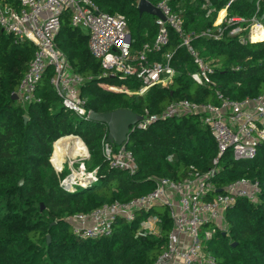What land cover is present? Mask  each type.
I'll return each instance as SVG.
<instances>
[{"label": "trees", "instance_id": "16d2710c", "mask_svg": "<svg viewBox=\"0 0 264 264\" xmlns=\"http://www.w3.org/2000/svg\"><path fill=\"white\" fill-rule=\"evenodd\" d=\"M149 1L157 5L163 0ZM167 1L172 11L181 15L184 32H193V48L215 67L213 84L201 85L192 79L190 73L197 70V64L180 35L169 28L170 40L163 52L172 53L171 64L177 72L170 87L155 85L144 94L103 89L101 84L137 92L142 84L134 78L103 77L100 61L89 52L87 33L72 26L69 12H64L56 43L85 79L80 94L88 110L104 113L125 108L142 116L147 112L157 115L177 100L219 104L220 95L241 101L264 91V40L242 41L246 31L229 34L245 23L230 24L220 38H215L217 31L212 36L203 35L214 23L219 24L218 13L225 7L230 18L249 20L256 14L264 23V0ZM11 2L19 8L16 0ZM95 2L103 13L127 17L132 52L154 43L156 17L140 14L138 0ZM35 52L33 44L0 27V264H155L173 229L167 206L142 210L133 222L117 218L112 234L97 238L76 236L68 217L147 195L159 179L180 182L214 168L217 171L211 181L216 185L215 193L244 177L257 181L261 191L256 203L241 197L228 208L226 228L215 232L208 248L220 264H264V143L252 159L236 160L227 151L215 164L218 147L209 128L200 116L184 114L132 130L126 146L133 152L138 169L134 173L111 169L101 150L107 126L62 109L61 97L50 81L51 67L41 79L36 100L23 104L12 99ZM162 53L153 54L151 59L162 60ZM72 134L79 135L87 146V168H98V181L69 193L60 185L68 172L58 174L51 159L56 162L52 157L55 143ZM151 217L158 219L159 231H140Z\"/></svg>", "mask_w": 264, "mask_h": 264}, {"label": "built area", "instance_id": "2783aa9c", "mask_svg": "<svg viewBox=\"0 0 264 264\" xmlns=\"http://www.w3.org/2000/svg\"><path fill=\"white\" fill-rule=\"evenodd\" d=\"M16 2L19 8H16L11 0H0V27L4 32L13 34L16 39L28 41L36 47L34 58L16 93L23 104L37 99L36 92L41 79L51 67L53 75L50 81L61 97L62 109L73 112L84 120H88L92 112L86 108V99L80 94L84 77L73 69L56 43L64 12H69L72 26L87 33L89 52L100 61L103 77L118 80L134 78L142 84L137 92L115 85H108V89L115 92L144 94L155 85L170 87L177 72L171 64L172 53L163 52L169 44V28L180 35L182 45L187 47L197 64V70L190 73L192 79L201 85L213 84L212 75L215 67L193 48L191 44L193 32H184L181 15L172 11L167 0L155 5L165 19L156 17L158 33L154 43L146 44L138 53L131 50L127 17L123 14L111 15L101 12L95 0H16ZM223 9L224 21L229 25L245 23L232 28L229 31L230 35H240L246 31L241 40L254 42L251 36L260 29L264 30L263 17L259 18L255 14L249 20L228 18L227 7ZM217 26L216 30L212 27L203 35L212 36V33L217 31L215 38H220L228 25L223 27L221 23ZM155 53H162L163 59L152 60L151 56ZM220 98L222 100L219 104L188 99L173 101L161 114L147 112L143 115L142 121L131 129H146L160 119L184 114L198 115L217 143L218 155L215 164L227 151H230L236 160L254 158L259 146L264 143V91L255 98L241 101L230 100L222 95ZM75 135L85 147L81 137ZM85 149L87 153V146ZM101 150L111 169L130 173L138 169L135 156L126 144L119 146L113 144L107 139V134L101 141ZM88 153L84 157L89 158ZM54 164L52 165L56 172L62 174L64 163H61L60 167L57 163ZM216 169L180 182L168 178L159 179L156 181L155 189L147 195L129 202L116 201L104 204L89 213H78L68 217V221L72 225L73 233L79 238H97L111 235L117 218L133 222L138 212L142 210L148 212L153 206L165 205L171 211L173 229L155 264H220L218 258L208 248V241L219 227L225 226L224 218L228 208L241 197L256 203L261 188L257 181L244 177L229 183L221 192L215 193L216 185L211 178L215 175ZM97 181L98 168L87 171L82 164L78 169L69 170L60 180V185L65 191L74 193L78 187H91ZM151 218L142 223L140 231L148 230L147 222ZM154 221L157 222L158 219L154 218ZM158 231L159 229H156L153 232Z\"/></svg>", "mask_w": 264, "mask_h": 264}, {"label": "water", "instance_id": "95a60500", "mask_svg": "<svg viewBox=\"0 0 264 264\" xmlns=\"http://www.w3.org/2000/svg\"><path fill=\"white\" fill-rule=\"evenodd\" d=\"M137 7L140 14L147 13L154 17L165 19L161 10L149 0H140ZM12 99L17 101L19 100V97L17 94H13ZM142 119V115H138L134 111L125 108L104 113L92 111L88 118L89 121L105 124L108 129L107 139L118 146L128 143L132 131L131 128L142 121ZM20 183L22 184V181ZM219 192H221V190H219L218 193ZM41 208H44V206L41 205ZM48 240H50V237H48Z\"/></svg>", "mask_w": 264, "mask_h": 264}, {"label": "bare ground", "instance_id": "6f19581e", "mask_svg": "<svg viewBox=\"0 0 264 264\" xmlns=\"http://www.w3.org/2000/svg\"><path fill=\"white\" fill-rule=\"evenodd\" d=\"M225 15V11H221L218 15V22L222 20L223 16ZM252 41H261L264 40V30L260 29L259 31L255 32L251 36ZM54 152V159L60 167V164L64 162L65 157H70L73 159H80L86 155V149L83 144L79 141L76 135L72 134L71 136H64L59 139L53 148ZM53 154V153H52ZM52 161V159H51Z\"/></svg>", "mask_w": 264, "mask_h": 264}, {"label": "rangeland", "instance_id": "374dc122", "mask_svg": "<svg viewBox=\"0 0 264 264\" xmlns=\"http://www.w3.org/2000/svg\"><path fill=\"white\" fill-rule=\"evenodd\" d=\"M223 10V9H222ZM221 12V11H220ZM219 12V13H220ZM219 15V14H218ZM228 17V16H227ZM228 18H230V17H228ZM223 20L222 21H220V23L219 24H221L222 23V25H228L229 26V24L227 23V21H224V18H222ZM218 25V24H217ZM217 25H215V23H214V25H213V27L215 28V30H216V27H218ZM108 85L107 84H101V87L103 88V89H106V90H110V91H113V90H111V89H108V87H107ZM115 92V91H114ZM86 147V146H85ZM54 148V147H53ZM87 153H88V149H87ZM86 153V154H87ZM89 154V153H88ZM53 156H55L54 155V152H53V154H52V157ZM54 158V157H53ZM89 159H90V156H89V158H87V157H84V158H80V159H73V158H70V157H65V159H64V164H63V166H64V168H63V170H65V171H67V172H69V170H71L72 168L75 170V169H78V168H80L81 167V165L82 164H84L85 165V168H86V170L88 171V166H87V162L89 161ZM57 160V159H56ZM54 160L52 159V164H54V162H53ZM55 165V164H54ZM55 169H57L56 168V165H55ZM54 169V170H55ZM62 169V168H61ZM90 171V170H89ZM149 222V223H148ZM147 222V227H148V230H146V231H154V230H158L159 229V224H158V221L157 222H155L154 221V218H151L149 221ZM210 229L212 228V226H210L209 227ZM218 230H221V231H224L225 230V226L224 225H222V227H219V229Z\"/></svg>", "mask_w": 264, "mask_h": 264}]
</instances>
